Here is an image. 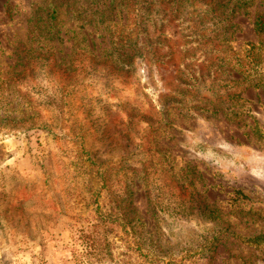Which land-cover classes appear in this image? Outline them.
<instances>
[{
    "label": "rangeland",
    "instance_id": "rangeland-1",
    "mask_svg": "<svg viewBox=\"0 0 264 264\" xmlns=\"http://www.w3.org/2000/svg\"><path fill=\"white\" fill-rule=\"evenodd\" d=\"M129 1L0 0V264H264V0L191 58L158 2L161 63Z\"/></svg>",
    "mask_w": 264,
    "mask_h": 264
},
{
    "label": "trees",
    "instance_id": "trees-1",
    "mask_svg": "<svg viewBox=\"0 0 264 264\" xmlns=\"http://www.w3.org/2000/svg\"><path fill=\"white\" fill-rule=\"evenodd\" d=\"M131 1V2H130ZM129 3L132 6L133 13L135 18L133 23L126 22L122 27L121 31L114 32L118 33L117 35H112V43L117 44L120 48L128 49L131 54L128 55L129 60L131 57L136 58L141 57L142 59L149 58L154 63H161L160 60L162 57H165L164 54L156 56L159 48L162 47L161 41H165L164 37L166 36L165 32H161L157 35L158 23L157 18L163 11H160L158 7V2L165 0H130ZM195 2L202 3L203 0H168L165 2V10H169L171 14L175 13L181 15L177 23L173 28H178L181 31L180 40V50L185 52V55H189L190 58L196 54V50L205 42H223L226 40V35L229 32L230 22L233 18L234 11L226 9L228 4L231 3V0H228L227 4H221L220 0L210 8L208 15L212 16L213 23L212 28L209 29L208 35H202L201 30L205 28L203 22L202 11H197L190 8L195 4ZM241 2H245L241 0ZM204 5V3H203ZM225 9V10H223ZM193 10V11H192ZM195 16L193 17V15ZM57 11L52 8L51 18L56 19ZM182 23V24H181ZM181 24V25H179ZM255 28L258 32H264V15H260L255 22ZM156 33V34H155ZM211 35V36H210ZM33 36L38 39L42 36V31L39 27L35 26L33 30ZM209 36V37H208ZM161 38L163 40H161ZM252 49L254 46L251 47ZM223 60V59H222ZM129 63V61H128ZM246 64V63H245ZM256 65L252 66V69ZM234 70L237 69L232 68ZM113 217L117 219L118 215L115 212ZM115 221V220H114ZM109 221L105 222L104 225L109 224ZM98 227V224L95 225V228ZM97 232V231H95ZM86 239H89L91 243H87L88 248L92 245L98 247V242L102 241L100 233H94L93 241L91 236H88L83 232V236ZM96 243V244H95Z\"/></svg>",
    "mask_w": 264,
    "mask_h": 264
}]
</instances>
